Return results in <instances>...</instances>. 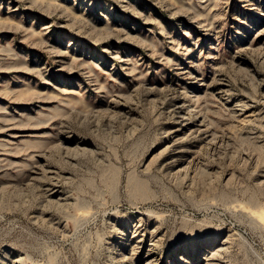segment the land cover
Returning <instances> with one entry per match:
<instances>
[{
	"label": "rangeland",
	"instance_id": "rangeland-1",
	"mask_svg": "<svg viewBox=\"0 0 264 264\" xmlns=\"http://www.w3.org/2000/svg\"><path fill=\"white\" fill-rule=\"evenodd\" d=\"M0 264H264V0H0Z\"/></svg>",
	"mask_w": 264,
	"mask_h": 264
}]
</instances>
